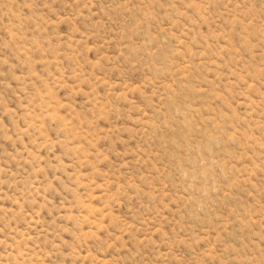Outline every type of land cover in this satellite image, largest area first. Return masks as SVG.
<instances>
[{
    "label": "rangeland",
    "instance_id": "1",
    "mask_svg": "<svg viewBox=\"0 0 264 264\" xmlns=\"http://www.w3.org/2000/svg\"><path fill=\"white\" fill-rule=\"evenodd\" d=\"M0 264H264V0H0Z\"/></svg>",
    "mask_w": 264,
    "mask_h": 264
}]
</instances>
